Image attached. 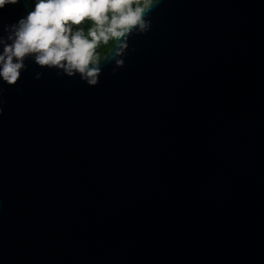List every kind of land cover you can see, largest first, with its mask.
I'll use <instances>...</instances> for the list:
<instances>
[{
    "label": "water",
    "instance_id": "95a60500",
    "mask_svg": "<svg viewBox=\"0 0 264 264\" xmlns=\"http://www.w3.org/2000/svg\"><path fill=\"white\" fill-rule=\"evenodd\" d=\"M148 18L96 86L0 82V264H264V0Z\"/></svg>",
    "mask_w": 264,
    "mask_h": 264
},
{
    "label": "clouds",
    "instance_id": "9594fccd",
    "mask_svg": "<svg viewBox=\"0 0 264 264\" xmlns=\"http://www.w3.org/2000/svg\"><path fill=\"white\" fill-rule=\"evenodd\" d=\"M22 2L29 0H0V29L8 32L7 39L12 41L0 52V82L15 86L28 68L25 59L31 58L57 76H79L87 85L96 86L103 64L114 63V75L124 66L122 57L130 36L150 30L148 15L159 0H31L25 15L5 24L2 10ZM85 21L91 22L87 29L82 27ZM109 44L107 54L101 57V45ZM42 76V72L35 73L37 80ZM3 105L0 87V116Z\"/></svg>",
    "mask_w": 264,
    "mask_h": 264
},
{
    "label": "trees",
    "instance_id": "16d2710c",
    "mask_svg": "<svg viewBox=\"0 0 264 264\" xmlns=\"http://www.w3.org/2000/svg\"><path fill=\"white\" fill-rule=\"evenodd\" d=\"M154 0H151V2H153ZM143 2V0H142ZM91 25L90 21H85L84 25H82V27H84L85 29H87V27H89ZM75 31V27L73 29ZM85 35H87V32L85 31ZM111 47V44L109 45H101L99 52L101 54V57H103L104 55H106V53L108 52L109 48Z\"/></svg>",
    "mask_w": 264,
    "mask_h": 264
}]
</instances>
